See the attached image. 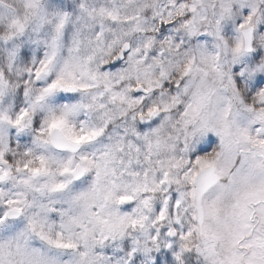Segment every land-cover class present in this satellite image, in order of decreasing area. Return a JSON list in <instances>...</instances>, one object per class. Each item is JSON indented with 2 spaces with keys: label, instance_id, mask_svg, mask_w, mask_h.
I'll use <instances>...</instances> for the list:
<instances>
[{
  "label": "clouds",
  "instance_id": "obj_1",
  "mask_svg": "<svg viewBox=\"0 0 264 264\" xmlns=\"http://www.w3.org/2000/svg\"><path fill=\"white\" fill-rule=\"evenodd\" d=\"M260 141L264 0H0V264H213Z\"/></svg>",
  "mask_w": 264,
  "mask_h": 264
},
{
  "label": "snow or ice",
  "instance_id": "obj_2",
  "mask_svg": "<svg viewBox=\"0 0 264 264\" xmlns=\"http://www.w3.org/2000/svg\"><path fill=\"white\" fill-rule=\"evenodd\" d=\"M59 83H53L49 90ZM259 143L264 146V141ZM258 204L262 206L257 208ZM206 235L212 241V255H217L218 242L225 245L224 255L213 264H264V187L247 192L242 201L233 206L230 217L219 221V226Z\"/></svg>",
  "mask_w": 264,
  "mask_h": 264
}]
</instances>
